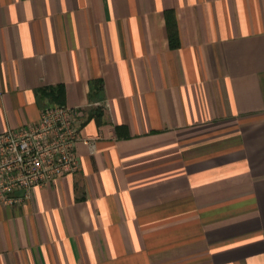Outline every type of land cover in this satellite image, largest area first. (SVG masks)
<instances>
[{
	"label": "crops",
	"instance_id": "crops-1",
	"mask_svg": "<svg viewBox=\"0 0 264 264\" xmlns=\"http://www.w3.org/2000/svg\"><path fill=\"white\" fill-rule=\"evenodd\" d=\"M56 85L96 146L0 264H264V0H0V132Z\"/></svg>",
	"mask_w": 264,
	"mask_h": 264
},
{
	"label": "built area",
	"instance_id": "built-area-1",
	"mask_svg": "<svg viewBox=\"0 0 264 264\" xmlns=\"http://www.w3.org/2000/svg\"><path fill=\"white\" fill-rule=\"evenodd\" d=\"M81 110L46 102L36 121L0 132V205L21 204L32 189L78 171L77 142L96 146L82 134Z\"/></svg>",
	"mask_w": 264,
	"mask_h": 264
},
{
	"label": "trees",
	"instance_id": "trees-1",
	"mask_svg": "<svg viewBox=\"0 0 264 264\" xmlns=\"http://www.w3.org/2000/svg\"><path fill=\"white\" fill-rule=\"evenodd\" d=\"M42 96L43 100L47 99L46 102L64 104V91L61 85L44 88L42 90Z\"/></svg>",
	"mask_w": 264,
	"mask_h": 264
}]
</instances>
